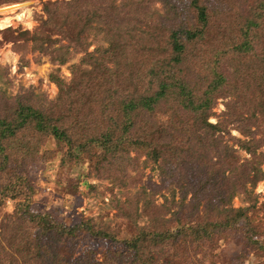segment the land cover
Masks as SVG:
<instances>
[{"label":"rangeland","instance_id":"obj_1","mask_svg":"<svg viewBox=\"0 0 264 264\" xmlns=\"http://www.w3.org/2000/svg\"><path fill=\"white\" fill-rule=\"evenodd\" d=\"M54 1L69 0H0V264H39L27 211L104 233H73L64 242L73 257L129 264L138 232L213 224L226 196L246 220L202 247L166 248L157 263L264 264V20L244 32L256 0H203L246 11L221 31L214 17L182 53L159 29L197 27L187 0H141L121 23L132 38L123 32L112 44L78 34L83 20L67 34L63 20L43 24ZM168 122L186 131L159 155L155 138ZM243 163L249 178L258 174L245 192Z\"/></svg>","mask_w":264,"mask_h":264},{"label":"trees","instance_id":"obj_2","mask_svg":"<svg viewBox=\"0 0 264 264\" xmlns=\"http://www.w3.org/2000/svg\"><path fill=\"white\" fill-rule=\"evenodd\" d=\"M140 1L141 0H121L120 7H116L113 0H110L108 6H105L104 3H102V7H104L102 9L94 6L93 3L95 0L48 2L43 6V11L48 16L47 21L43 22V24L50 22L51 19L57 26L56 21L59 19L63 20V26H58V28L61 29L63 34H67L69 25L77 26V22L83 20L84 27L81 31H78V34L79 32L89 33L90 31H93L94 36L96 34H101L104 39L108 40V42L112 44L114 40L118 41L119 38L124 40V38H122L123 32H128L127 29L122 30L121 23L125 19L131 20L129 19L131 15L130 9H133L134 6H138ZM175 1L176 0H173V2ZM159 2L162 4L167 3L170 6L173 4H171V2L169 3L168 0H159ZM230 6L225 10H220L219 8L221 6L217 8L216 6L206 4L203 0H187V4L184 5V8H186L187 14L190 13L192 15L196 24L198 23V25H196L197 27H195L192 31L188 30L186 26H184L186 28L181 27V29L178 30L175 26L164 22L162 24L163 28H160L159 30L168 33L165 43L171 46L175 52L182 53L184 51L186 39L196 36L203 37L205 35L204 30L208 29L206 24L210 23V20L214 17L215 23H218L219 30L221 31V26L225 27L227 24L225 22L230 19L236 11L239 16L241 15V12L238 11V9L246 11V9L242 7H238L236 10L232 8L233 6ZM249 13L250 16L244 19V32L252 33L253 30L259 31L261 27L260 24L262 23V20H264V0H256V5L250 8ZM133 14L136 15L137 13ZM124 23L126 24L127 21ZM131 31L134 30L131 29ZM178 32L183 33L181 38L178 37ZM134 34L135 36L138 35L136 32ZM139 34L141 35L142 31H140ZM77 36L74 38H77ZM130 37L132 38L131 35ZM219 79L222 81V78ZM161 87L164 88V84L161 85ZM169 123L170 122L165 123L166 125L161 129V132L164 133L160 132V137L155 138L157 139V143L155 145L156 151L157 153L159 152V155L163 154V148H166L167 151L173 148L172 145L175 142L174 136L177 131L179 133H184V131H186L179 125L177 128L174 125L168 126ZM181 125H184V123H181ZM53 133V136L56 139L61 138V136H59L55 131H53ZM157 148H161L160 151H158ZM189 148L190 147H187V150L190 151ZM178 158H180V155ZM176 160H178L177 157ZM245 167L246 163H243L239 165L238 168L241 171L240 177H242L238 187L243 192L246 191V185H248V183H252L253 185L258 180V174L249 178V170H245ZM223 200L224 201L219 204V206H222V209H220V212H222V218L213 224L205 221L201 224L196 223L191 226L184 225L183 227L176 229L149 230L148 228H145L143 231L138 232L135 238L131 240L128 247L134 254L132 255L129 264H158L157 262L160 257L166 255V248H169L171 252L176 253L178 252V249H183L179 246L180 243H183L185 247L187 245H190V247L192 246V248L202 247L203 243H206L209 239H211L212 235L216 231L221 232L220 230L236 226L241 219L246 220L243 209H233L229 206V196H226V199L224 197ZM226 206L228 207L226 208ZM26 215L28 222L34 226V232L31 235H28V237H25L28 240L30 238L31 243L34 244V251L32 252L34 255L31 256L32 263L38 261L39 264H105L103 261L99 262L94 258L90 259L83 255L75 258L73 257V252L71 250L68 251L65 248L64 242H66V240L77 231H85L95 237L104 236V233L94 230L90 225H88V222H84L76 226L75 229H69L66 226L54 221L47 214H34L27 211ZM246 226L247 229V222ZM42 239H44V241ZM160 250L164 253L160 252ZM183 254H185V252ZM172 257L173 261L176 259L179 260L176 258V254H173ZM108 258L109 261L112 262L113 259L110 254ZM179 263L180 262H177V264Z\"/></svg>","mask_w":264,"mask_h":264}]
</instances>
